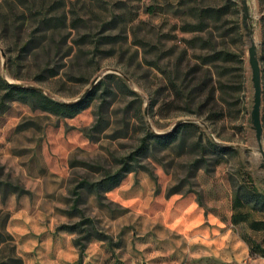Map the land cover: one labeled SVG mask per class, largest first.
<instances>
[{
  "label": "rangeland",
  "instance_id": "obj_1",
  "mask_svg": "<svg viewBox=\"0 0 264 264\" xmlns=\"http://www.w3.org/2000/svg\"><path fill=\"white\" fill-rule=\"evenodd\" d=\"M228 1L0 0V77L89 100L64 117L0 91V264H264V0L251 35Z\"/></svg>",
  "mask_w": 264,
  "mask_h": 264
},
{
  "label": "trees",
  "instance_id": "obj_2",
  "mask_svg": "<svg viewBox=\"0 0 264 264\" xmlns=\"http://www.w3.org/2000/svg\"><path fill=\"white\" fill-rule=\"evenodd\" d=\"M224 6L226 8L231 9V7L233 6L231 0L226 2ZM211 11L214 12V20L217 21L216 16L218 13L221 12V9L213 8ZM228 25H229L228 27L229 29L226 30V34L231 36V39H234L235 36L240 35V29L242 28L241 23H238L234 19H229ZM221 55H225V60L226 59L233 60L234 53L231 51L230 48L224 47L223 50H218L214 46V55H213L214 58L217 60L220 58ZM3 90L6 91L5 97L7 98H15L14 97L15 94H18L19 97L17 98L22 97L23 95L21 94H29L37 102L38 107H40L41 109L50 111L51 113L64 117H74L82 110L87 108L89 105V100L86 97L74 102H57L50 99L45 94H43L42 90H40L39 88L18 86L17 84L14 83H8L0 77V91ZM178 131L179 129H176L168 135H155L154 136L155 142L158 144L170 145L177 139ZM129 170L130 168L126 165V163H124L122 169H120L113 175H109L105 181L114 180V185H116L120 182V179L123 176L124 172H128ZM105 181H99L93 184L95 186H100V184ZM253 198L256 199L257 203H259L261 206H264V195L254 193L252 195V199ZM78 200H79L78 197L74 199V203L72 207H78L77 206Z\"/></svg>",
  "mask_w": 264,
  "mask_h": 264
},
{
  "label": "water",
  "instance_id": "obj_3",
  "mask_svg": "<svg viewBox=\"0 0 264 264\" xmlns=\"http://www.w3.org/2000/svg\"><path fill=\"white\" fill-rule=\"evenodd\" d=\"M243 4V25L248 31V35L252 34V29L249 23V9L247 0H242ZM249 63L252 70V82L254 86V106L252 110V123L256 132V139L260 152L263 156L262 167H264V147L262 143L263 136V124L261 119V104H262V79H261V67L258 58L257 46L252 40V44L249 48ZM98 78L93 81V85L96 83ZM41 90V88H39Z\"/></svg>",
  "mask_w": 264,
  "mask_h": 264
},
{
  "label": "crops",
  "instance_id": "obj_4",
  "mask_svg": "<svg viewBox=\"0 0 264 264\" xmlns=\"http://www.w3.org/2000/svg\"><path fill=\"white\" fill-rule=\"evenodd\" d=\"M195 209V207H180V210H181V212H182V214L185 212V211H187V210H189V209ZM197 229V228H196Z\"/></svg>",
  "mask_w": 264,
  "mask_h": 264
}]
</instances>
